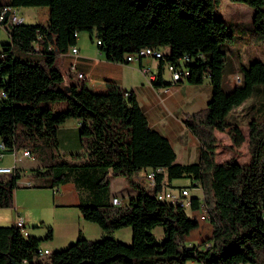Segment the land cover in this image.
<instances>
[{
  "label": "trees",
  "instance_id": "trees-1",
  "mask_svg": "<svg viewBox=\"0 0 264 264\" xmlns=\"http://www.w3.org/2000/svg\"><path fill=\"white\" fill-rule=\"evenodd\" d=\"M218 1L0 0V14L5 6H49L46 22L16 23L9 10L0 20L11 37L0 47L2 142L7 150L29 149L40 162L34 169L39 178L34 186L53 188L74 182L80 206L93 209L105 232L99 239L80 233L67 247L40 255L41 243L53 238L52 226H47L44 236H37L24 234L15 223L0 225V264H187L190 260L264 264V61L254 59L239 69L233 53L221 47L235 33L216 13ZM237 1L254 8L250 42L264 43V0ZM110 26L120 28L122 60L147 46L163 50L154 86L169 84L162 78L164 62H178L185 55L190 56L185 61L190 69L186 80L201 83L210 78L206 107L183 117L201 144L197 162L176 160L172 142L149 125L134 92L121 91L98 101L85 82L66 79L59 54L84 30L91 32L92 39L100 38L98 45L103 46ZM238 70L241 82L230 84L228 76ZM249 98V108L256 109L257 116L247 121V139L233 111ZM61 101L64 105L56 108ZM69 118L82 121V152H60L58 127ZM226 128L236 147L248 140V161L235 157L217 161L216 131ZM148 167H162L158 179L168 183L182 176L197 180L192 186L200 184L203 200L193 197L191 209L205 204L212 224L209 238L186 244L198 218L178 203L159 199L135 178ZM113 176L125 177L136 189L127 202L112 203ZM20 177L16 168L0 174V207L14 204ZM126 226L132 228L131 243L111 234ZM157 226L164 228L162 238L153 232Z\"/></svg>",
  "mask_w": 264,
  "mask_h": 264
},
{
  "label": "crops",
  "instance_id": "crops-1",
  "mask_svg": "<svg viewBox=\"0 0 264 264\" xmlns=\"http://www.w3.org/2000/svg\"><path fill=\"white\" fill-rule=\"evenodd\" d=\"M22 17L24 18L23 15ZM82 32L78 33L75 43L78 53L71 52L68 47L59 54L60 65L66 79L85 82L90 86L94 99L98 101L109 100L121 91L134 92L147 116L149 125L172 142L176 151V160L180 163L197 162L200 158L201 144L185 125L183 117L185 113L206 107L212 89L210 78L204 77L201 83H191L189 80L171 82L170 72L167 74V69H164L162 78L169 84L156 87L141 67L148 66L151 71L157 73L159 61L149 56L129 62L122 60L118 26H110L106 29L103 46L94 42L92 34L85 37ZM78 72L83 73L82 78L78 77ZM81 124L80 119L69 118L59 125L58 138L61 153L82 152ZM23 149H16L15 154L12 150L4 152V156L8 152L12 155V161L1 159L2 164L15 165L21 175L18 179L21 186L14 190L13 205L0 207V225L14 224L17 218L22 217L29 233L34 234L31 227L36 225L38 227L36 231L42 229L38 233L39 236H44L47 226L50 225L53 229L51 240L56 242L57 246L75 241L80 233L91 239L103 236L105 232L93 217V209L80 206V192L74 182L61 183L53 188L33 185L37 181L34 169L40 167V162L33 156H24ZM114 177L111 178L110 184L111 198L119 196L123 198V202H127L128 197L137 192L136 189L126 178H121L119 185L114 188ZM135 178L139 180L138 175ZM190 179L191 183L197 181L192 177ZM170 184L173 185V179ZM195 186L199 192L190 190L191 196L198 197L202 201V188L200 184ZM191 214L198 218L199 225L186 236L188 245L200 243L212 234L210 220L201 219L199 209H192ZM129 227L115 229L111 234L128 242V238H132V228ZM156 228L153 229L154 233ZM45 247L48 248L47 245ZM190 263L202 264L194 260L188 261L187 264Z\"/></svg>",
  "mask_w": 264,
  "mask_h": 264
},
{
  "label": "rangeland",
  "instance_id": "rangeland-1",
  "mask_svg": "<svg viewBox=\"0 0 264 264\" xmlns=\"http://www.w3.org/2000/svg\"><path fill=\"white\" fill-rule=\"evenodd\" d=\"M16 12L23 15L26 22H46L48 19L49 14V6L47 5H29V6H21L17 7ZM216 13L225 19L228 23L229 28L231 31L235 33V37L233 40H226L221 43V47L228 53H233L236 58V62L238 64V68L241 69V65H248L250 61L254 59H261L264 61V43L260 44H252L250 42V33L251 29L253 28V11L254 8L247 5L244 2H240L237 0H219L215 7ZM83 36H88L91 34L89 30H84L82 32ZM95 39V37H94ZM11 41V37L9 32L7 31L6 27L0 23V47L4 43H8ZM95 42V40H94ZM96 43V42H95ZM241 73L239 70L236 71ZM168 74L169 71L166 70ZM228 76V81L232 84V74ZM251 98L247 99L246 103L243 106L237 107L233 114L237 117V123L241 126L243 133L245 134L246 138L248 139V126L247 121L250 117L257 116L256 109L251 110L249 108L251 104ZM64 105V102H60L59 104H55L56 108H59ZM216 135L218 138V146H217V161H223L230 157H235L237 161L246 162L249 160L250 154L248 151V140H246L240 147H236L232 144L231 136L228 129L225 130H217ZM4 160H13L12 155L8 152L2 158ZM1 162V161H0ZM35 178H38L35 176ZM115 180L113 182V187L116 188L121 178H125L123 176H115ZM39 179V178H38ZM188 185L192 186L190 176H182L173 179V186H183ZM21 186V184H19ZM27 186V185H26ZM190 190L194 192H199L196 189V186L193 185ZM186 211L191 214V209L186 208ZM131 228V227H129ZM38 229L37 225L31 227L33 230L34 235L39 236L41 230ZM35 230V231H34ZM42 233V232H41ZM46 233V231H45ZM155 234L158 238H162L164 235V228L163 226H157L155 229ZM117 235V234H116ZM99 239V238H98ZM118 239V238H117ZM123 241V240H122ZM132 238H128V242L124 241L125 243H131ZM74 242V241H73ZM42 247H47L50 251L62 249L67 247L69 244H64L63 246H57L52 240H45L42 242ZM196 244V243H195ZM53 249V250H52ZM191 264V263H190ZM246 264H251L247 262Z\"/></svg>",
  "mask_w": 264,
  "mask_h": 264
},
{
  "label": "built area",
  "instance_id": "built-area-1",
  "mask_svg": "<svg viewBox=\"0 0 264 264\" xmlns=\"http://www.w3.org/2000/svg\"><path fill=\"white\" fill-rule=\"evenodd\" d=\"M8 10L14 11V19L11 21L16 22V23H20L24 21V18L20 14H18L14 8H10L8 6H5L3 10L1 11L0 20L3 19L5 12ZM95 42L97 44H101V39L96 38ZM35 47L36 49H39L40 45L38 42L35 43ZM70 51L75 54L78 53L77 46L75 44L71 45ZM141 56L142 57H146V56L153 57L157 59L158 61H160V59L163 58V50L161 48L147 46V47L141 48L140 50L136 52L127 53L124 57H125V60L129 62L131 60H138ZM189 59H190V56L185 55L178 62H172V61L164 62V69H167L170 72L171 81L176 82L178 80H186V78L190 74V69L186 65L185 61ZM141 69L151 81L156 78L157 73L151 71L148 66L144 65L141 67ZM78 77L82 78L83 73L78 72ZM232 81L234 84H238V72H235L234 74H232ZM1 94H3V92H1ZM127 94H128V91H125V95ZM6 150H7V147L4 144V142H2L0 144V161L2 157L4 156V152ZM15 150H12L14 154H15ZM22 154L24 156H33L30 150L26 148L22 150ZM16 158L17 156L15 155V159ZM15 168H16L15 165H6L0 162V174L13 172ZM160 172H163L162 167H156V168L148 167V168L141 169L137 175H138L139 181L142 184H144L147 188L151 189L159 199L167 200L172 203H178L186 208L188 207L191 209L193 196H191L190 187L188 185L173 186L170 183H168V181H165L163 179H158V174ZM112 203L116 205L121 204L123 203V198L119 196H114L112 197ZM199 210H200L201 219L209 218V216H207V213H206L205 204L201 203ZM15 224L21 228L24 234L28 233V229L26 228L22 217L17 218ZM49 252H50L49 248H46V247L39 248L40 255H44Z\"/></svg>",
  "mask_w": 264,
  "mask_h": 264
},
{
  "label": "bare ground",
  "instance_id": "bare-ground-1",
  "mask_svg": "<svg viewBox=\"0 0 264 264\" xmlns=\"http://www.w3.org/2000/svg\"><path fill=\"white\" fill-rule=\"evenodd\" d=\"M10 18H11V20L14 19V11H11ZM240 82H241V74H238V83H240ZM207 216H208V213H207Z\"/></svg>",
  "mask_w": 264,
  "mask_h": 264
},
{
  "label": "water",
  "instance_id": "water-1",
  "mask_svg": "<svg viewBox=\"0 0 264 264\" xmlns=\"http://www.w3.org/2000/svg\"><path fill=\"white\" fill-rule=\"evenodd\" d=\"M85 263V262H84ZM83 263V264H84ZM13 264H24V263H19V262H13ZM27 264H32V263H27Z\"/></svg>",
  "mask_w": 264,
  "mask_h": 264
}]
</instances>
